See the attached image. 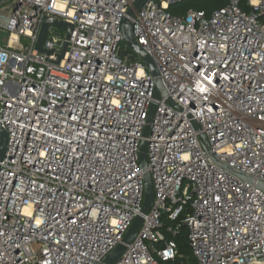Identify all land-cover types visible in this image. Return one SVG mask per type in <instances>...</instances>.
<instances>
[{
  "label": "built area",
  "instance_id": "2783aa9c",
  "mask_svg": "<svg viewBox=\"0 0 264 264\" xmlns=\"http://www.w3.org/2000/svg\"><path fill=\"white\" fill-rule=\"evenodd\" d=\"M137 1L0 4V264H101L141 213L146 170L155 200L115 264H175L181 225L197 264H264V0L184 16L169 11L184 0H148L133 33L158 100L156 77L122 54ZM46 17L73 25L70 38L48 26L49 53Z\"/></svg>",
  "mask_w": 264,
  "mask_h": 264
},
{
  "label": "water",
  "instance_id": "95a60500",
  "mask_svg": "<svg viewBox=\"0 0 264 264\" xmlns=\"http://www.w3.org/2000/svg\"><path fill=\"white\" fill-rule=\"evenodd\" d=\"M7 0H0V4L4 3ZM148 0H138L133 7L129 8L127 11V16L124 18L123 23H122V32H123V43L126 47V49L122 50V54L124 56H128L131 60H135L136 57H139L143 63L147 66L149 72L156 77L155 79V91H154V98L155 99H161L166 96V90L164 89L161 80L157 77L158 76V71L155 65L154 60L152 57L147 54L143 48L136 42L134 33H133V19L136 16V13L140 11V9L143 7V5L147 2ZM54 25L57 28L64 30L67 32V38H70L72 30H73V25L69 24L67 22H64L63 20H60L58 18L54 17H46L44 19L42 29L40 31L37 43H36V48L41 51V52H47L43 48V43L46 39L47 36V30L49 25ZM68 43H65L63 51L60 55L59 59H62L67 48ZM170 101V100H169ZM171 102V101H170ZM156 110V103H152L149 109L148 117H147V125L145 126L143 135L144 137H147L150 133L151 130V122L153 120V116ZM201 138L203 140V143L205 145V148L209 151L210 147L208 144V141L206 137L202 134ZM7 143H8V136L6 131L4 130L3 127H1V137H0V162L3 160V158L6 155L7 151ZM147 149H148V143L147 140L144 138L141 141L140 144V166L143 170L147 169L148 166V155H147ZM235 173L241 175L248 181H251V178L241 174L235 170H232ZM144 184H145V197H144V203L143 207L141 209V213L135 218L133 221L132 225L130 226L128 232L126 233L123 241L112 251L110 252L106 258L103 260L101 264H115L122 254L125 252L127 245L131 244L133 240L135 239L136 235L138 234L143 221H144V215L148 214L150 209L153 206L154 200H155V189L153 185V180L151 173L149 171H145L144 173ZM258 186L264 189V184L263 183H258Z\"/></svg>",
  "mask_w": 264,
  "mask_h": 264
},
{
  "label": "trees",
  "instance_id": "16d2710c",
  "mask_svg": "<svg viewBox=\"0 0 264 264\" xmlns=\"http://www.w3.org/2000/svg\"><path fill=\"white\" fill-rule=\"evenodd\" d=\"M228 4V0H184L177 5H171L169 11L174 15L184 16L190 9L204 11L207 15L213 11L225 7ZM240 7L245 11H250V7L247 0H239ZM188 208L183 212L179 221L186 215ZM188 228L181 225L179 233L176 236L168 234V237H172L177 242L180 253L183 257L178 258L175 264H197V260L194 257L190 244L188 241ZM171 264V263H163Z\"/></svg>",
  "mask_w": 264,
  "mask_h": 264
},
{
  "label": "rangeland",
  "instance_id": "374dc122",
  "mask_svg": "<svg viewBox=\"0 0 264 264\" xmlns=\"http://www.w3.org/2000/svg\"><path fill=\"white\" fill-rule=\"evenodd\" d=\"M57 31L62 35V33L64 32L63 30L61 29H57ZM8 31H5L3 29H0V44H6L7 43V40H8ZM23 42L25 44H27V40L23 39ZM164 222L167 224L168 223V220L166 219V217H164ZM163 263H171L173 264L172 262H162Z\"/></svg>",
  "mask_w": 264,
  "mask_h": 264
}]
</instances>
